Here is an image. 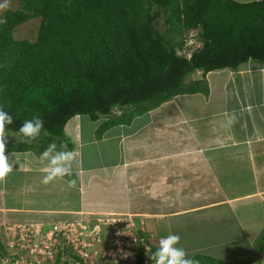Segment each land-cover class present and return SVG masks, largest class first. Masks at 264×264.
<instances>
[{"label":"crops","instance_id":"1","mask_svg":"<svg viewBox=\"0 0 264 264\" xmlns=\"http://www.w3.org/2000/svg\"><path fill=\"white\" fill-rule=\"evenodd\" d=\"M205 81L207 94L176 96L100 139L103 120L71 118L72 177L43 184L41 154L5 153L13 171L0 183V228L114 215L156 239L179 235L190 257L264 264V64L213 71ZM231 249V258L209 254Z\"/></svg>","mask_w":264,"mask_h":264},{"label":"trees","instance_id":"2","mask_svg":"<svg viewBox=\"0 0 264 264\" xmlns=\"http://www.w3.org/2000/svg\"><path fill=\"white\" fill-rule=\"evenodd\" d=\"M4 18L0 107L13 117L6 131L15 137L7 140L6 153L42 154L52 142L72 150L64 127L75 116L103 120L95 130L100 139L176 96L207 94V73L264 64V0H18ZM32 19H39L35 40L16 39L15 29ZM190 30L201 45L187 58L182 50ZM195 72L202 79L186 82ZM34 115L43 118L44 130L26 143L18 130ZM258 248L264 251V235Z\"/></svg>","mask_w":264,"mask_h":264},{"label":"built area","instance_id":"3","mask_svg":"<svg viewBox=\"0 0 264 264\" xmlns=\"http://www.w3.org/2000/svg\"><path fill=\"white\" fill-rule=\"evenodd\" d=\"M196 36L194 30L185 36L182 54L187 58L200 47ZM91 219L59 221L47 228L41 223L1 227L6 255L0 264H140V257L142 264H153L147 249L150 255L161 238L147 233L143 224L114 215Z\"/></svg>","mask_w":264,"mask_h":264},{"label":"clouds","instance_id":"4","mask_svg":"<svg viewBox=\"0 0 264 264\" xmlns=\"http://www.w3.org/2000/svg\"><path fill=\"white\" fill-rule=\"evenodd\" d=\"M245 2V0H239ZM7 19H0V24H6ZM195 31V30H194ZM187 34V33H186ZM197 39V36H196ZM200 43L199 40H197ZM201 45V43H200ZM197 50V49H196ZM14 119L12 115L0 107V183L6 182L7 177L13 171V164L10 163V156L5 155L8 133L6 127L12 125ZM44 120L40 115H34L31 119L25 120L18 130V134L24 138V142L31 143L38 139L44 130ZM61 150H57V145L52 142L41 154V161L47 160L46 175L41 183L49 184L56 179L73 176V163L76 161V152L68 150L67 144L60 146ZM15 153H12L14 156ZM70 186H75L76 180H69ZM180 244V236L177 234H169L159 241V247L155 252L148 254V259L153 264H199V261L188 255Z\"/></svg>","mask_w":264,"mask_h":264},{"label":"rangeland","instance_id":"5","mask_svg":"<svg viewBox=\"0 0 264 264\" xmlns=\"http://www.w3.org/2000/svg\"><path fill=\"white\" fill-rule=\"evenodd\" d=\"M239 3H246V2H239ZM17 8H18V0H0V15H2L3 12L7 9L15 10ZM38 25H39V19H32V20L26 22L25 24L20 25L14 31V37L16 39H26V40L34 41L36 38ZM158 27L160 28L161 31H163V26H162L161 21H160ZM256 64H258V63H256ZM259 65H261V64H259ZM195 74H196V72L189 75L186 78V82H189L191 80H201L202 79L201 73H198L197 76ZM195 78H197V79H195ZM85 118L86 117H83V119L86 120V124H87L86 126L89 128L91 126V124H89L87 118L86 119ZM83 122H84L83 124L85 125V121H83ZM11 137L14 138V134H11ZM93 219H91V220H93ZM76 220H77V222H83L82 220H86V218H82V216H80ZM91 223H93V222H91ZM143 228H144V224H143ZM235 249H237V248H235ZM202 254H203V256H205L204 253H201L198 255H202ZM209 254H212L213 256L226 255L225 258H231V257H234V254H236V252L234 249H231L228 251L217 250V251L211 252Z\"/></svg>","mask_w":264,"mask_h":264}]
</instances>
